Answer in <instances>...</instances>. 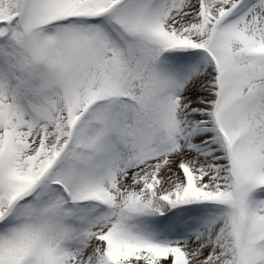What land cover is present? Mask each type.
I'll list each match as a JSON object with an SVG mask.
<instances>
[{
	"label": "snow or ice",
	"instance_id": "obj_1",
	"mask_svg": "<svg viewBox=\"0 0 264 264\" xmlns=\"http://www.w3.org/2000/svg\"><path fill=\"white\" fill-rule=\"evenodd\" d=\"M0 264H264V0H0Z\"/></svg>",
	"mask_w": 264,
	"mask_h": 264
}]
</instances>
